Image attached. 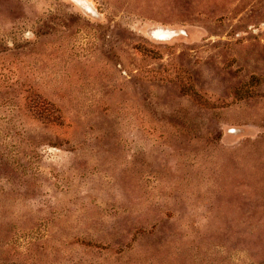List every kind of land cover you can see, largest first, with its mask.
<instances>
[{"label":"rangeland","instance_id":"obj_1","mask_svg":"<svg viewBox=\"0 0 264 264\" xmlns=\"http://www.w3.org/2000/svg\"><path fill=\"white\" fill-rule=\"evenodd\" d=\"M0 264H264V0H0Z\"/></svg>","mask_w":264,"mask_h":264},{"label":"bare ground","instance_id":"obj_2","mask_svg":"<svg viewBox=\"0 0 264 264\" xmlns=\"http://www.w3.org/2000/svg\"><path fill=\"white\" fill-rule=\"evenodd\" d=\"M164 34V33H163Z\"/></svg>","mask_w":264,"mask_h":264}]
</instances>
